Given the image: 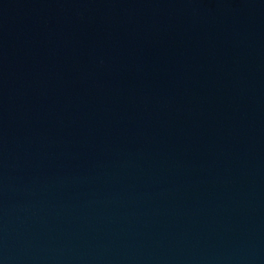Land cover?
Here are the masks:
<instances>
[{
    "label": "water",
    "instance_id": "95a60500",
    "mask_svg": "<svg viewBox=\"0 0 264 264\" xmlns=\"http://www.w3.org/2000/svg\"><path fill=\"white\" fill-rule=\"evenodd\" d=\"M0 264H264V0H0Z\"/></svg>",
    "mask_w": 264,
    "mask_h": 264
}]
</instances>
